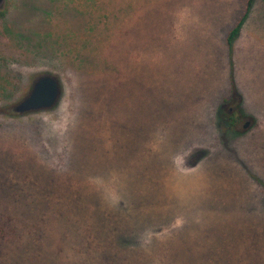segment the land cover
Segmentation results:
<instances>
[{
    "label": "rangeland",
    "instance_id": "rangeland-1",
    "mask_svg": "<svg viewBox=\"0 0 264 264\" xmlns=\"http://www.w3.org/2000/svg\"><path fill=\"white\" fill-rule=\"evenodd\" d=\"M246 7L3 1L0 264H264L263 0L226 42ZM44 74L56 105L14 113Z\"/></svg>",
    "mask_w": 264,
    "mask_h": 264
},
{
    "label": "water",
    "instance_id": "water-1",
    "mask_svg": "<svg viewBox=\"0 0 264 264\" xmlns=\"http://www.w3.org/2000/svg\"><path fill=\"white\" fill-rule=\"evenodd\" d=\"M4 0H0V5ZM61 88L59 81L49 74H44L35 79L28 95L20 101L13 111L16 114L50 110L59 100Z\"/></svg>",
    "mask_w": 264,
    "mask_h": 264
},
{
    "label": "trees",
    "instance_id": "trees-1",
    "mask_svg": "<svg viewBox=\"0 0 264 264\" xmlns=\"http://www.w3.org/2000/svg\"><path fill=\"white\" fill-rule=\"evenodd\" d=\"M252 3H253V0H248V1H247V7H246V12H245L244 17L242 18V20H241V22L238 24V26H236V27L230 32V34L228 35V37H227V41H226L228 47H231V45H232V41H233V40L236 38V36L238 35L239 30H240V27H241V24H242V21H243L244 18L247 16V14H248V12H249L251 6H252ZM230 91L233 92V94L235 93L233 89H231ZM18 115H19V114H18ZM224 117H225V119L227 118V120L229 121L228 123H230V126H233V125L235 124V119H233L232 115H227V116H225V114H224ZM106 198H107V200L110 201V202H116V203H117V201H118V200L115 198V194H112V195L107 194ZM118 202H119V201H118ZM136 205H137V204H136ZM138 205H140V203H139ZM154 215H157V214H153V215L150 214L149 217L153 219V218H154ZM152 226H153L152 230H149L148 232L155 230V229H154V228L156 227V226H155V223H152ZM131 242H133V235L125 236V237H123V238H121V239L117 238V244H118L119 246H122L123 248H127L126 246L130 245ZM132 259H133V258L131 257V258H130V262H131V264H132Z\"/></svg>",
    "mask_w": 264,
    "mask_h": 264
},
{
    "label": "crops",
    "instance_id": "crops-1",
    "mask_svg": "<svg viewBox=\"0 0 264 264\" xmlns=\"http://www.w3.org/2000/svg\"><path fill=\"white\" fill-rule=\"evenodd\" d=\"M248 1V0H247ZM263 3H264V0H263ZM256 4V0H253V3H252V6H251V8H250V10L249 11H251L252 10V7L254 6ZM253 12V11H252Z\"/></svg>",
    "mask_w": 264,
    "mask_h": 264
}]
</instances>
